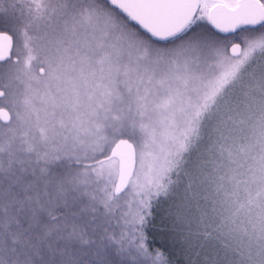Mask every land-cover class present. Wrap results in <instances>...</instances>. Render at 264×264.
Wrapping results in <instances>:
<instances>
[{"label": "snow or ice", "instance_id": "snow-or-ice-1", "mask_svg": "<svg viewBox=\"0 0 264 264\" xmlns=\"http://www.w3.org/2000/svg\"><path fill=\"white\" fill-rule=\"evenodd\" d=\"M174 249L264 264V0H0V264Z\"/></svg>", "mask_w": 264, "mask_h": 264}, {"label": "rangeland", "instance_id": "rangeland-1", "mask_svg": "<svg viewBox=\"0 0 264 264\" xmlns=\"http://www.w3.org/2000/svg\"><path fill=\"white\" fill-rule=\"evenodd\" d=\"M168 210L167 204H162L157 210L155 223L152 228L156 245H166L170 249H173L174 242L171 238L172 227L171 220L165 213ZM174 260L176 264H185V257L180 254L178 249H174Z\"/></svg>", "mask_w": 264, "mask_h": 264}]
</instances>
